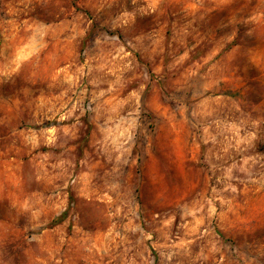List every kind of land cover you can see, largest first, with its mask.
Returning a JSON list of instances; mask_svg holds the SVG:
<instances>
[{
	"label": "clouds",
	"instance_id": "obj_1",
	"mask_svg": "<svg viewBox=\"0 0 264 264\" xmlns=\"http://www.w3.org/2000/svg\"><path fill=\"white\" fill-rule=\"evenodd\" d=\"M0 264H264V0H0Z\"/></svg>",
	"mask_w": 264,
	"mask_h": 264
}]
</instances>
